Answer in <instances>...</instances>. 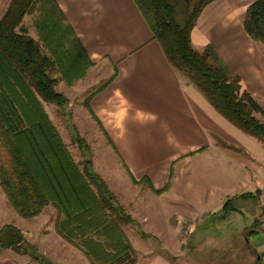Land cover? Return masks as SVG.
<instances>
[{"label": "trees", "instance_id": "16d2710c", "mask_svg": "<svg viewBox=\"0 0 264 264\" xmlns=\"http://www.w3.org/2000/svg\"><path fill=\"white\" fill-rule=\"evenodd\" d=\"M212 1L135 0L175 68L224 117L264 143V120L257 115H264V105L243 86L214 44L202 49L192 44L197 20ZM27 14L33 15L39 38L24 25ZM243 26L254 40L264 42V0L248 4ZM94 63L57 0H10L0 17V186L23 216L53 204L58 210L57 231L94 264H133L135 247L124 225L135 223V218L95 170L92 157L76 159L45 106H66L69 97L57 88L60 79L72 84ZM85 105L106 133L88 99ZM74 141L81 149L89 147L78 131ZM218 141L242 149L221 137ZM131 177L136 183L147 182L157 193L170 186L156 188L148 176ZM233 198L229 196L221 209L236 210ZM16 233L20 230L15 225L5 224L0 244L16 246Z\"/></svg>", "mask_w": 264, "mask_h": 264}, {"label": "crops", "instance_id": "0c3cea01", "mask_svg": "<svg viewBox=\"0 0 264 264\" xmlns=\"http://www.w3.org/2000/svg\"><path fill=\"white\" fill-rule=\"evenodd\" d=\"M57 1L95 62L88 80L81 79L68 85L71 93H66L68 104L88 108L85 105L88 99L111 140L110 152L116 147L131 174L137 179L148 176L156 188L172 184L177 162L215 165L218 159L221 160L219 155L224 154L226 161L232 162L235 175L220 180V175L196 171L203 179V183L196 186L199 202L210 204L219 200L211 195L219 196L220 188H226V193L229 190L234 193L229 195L234 197L233 202L241 200V206L234 203L236 210L244 209L253 218H258L252 201L259 198L255 197L258 188L263 189L264 197L263 141L230 122L175 68L135 0ZM251 1L210 2L192 31L193 45L202 48L213 43L210 40L212 29L225 17L223 11L227 8L235 10L236 4L247 5ZM9 2L0 0V17ZM217 11L221 14L212 18ZM245 33L249 37L247 31ZM219 47V54L231 70L234 69L238 65L237 59L228 54L226 48ZM259 102L264 104L260 99ZM219 137L242 149L233 150L220 144ZM204 171H210V168ZM248 191L255 195H240ZM223 203L213 211L222 208ZM250 230L251 233L257 231L254 227ZM85 260L91 263L88 258ZM0 264L38 263L0 256Z\"/></svg>", "mask_w": 264, "mask_h": 264}, {"label": "rangeland", "instance_id": "374dc122", "mask_svg": "<svg viewBox=\"0 0 264 264\" xmlns=\"http://www.w3.org/2000/svg\"><path fill=\"white\" fill-rule=\"evenodd\" d=\"M247 6L248 4L240 2L236 4L235 10L225 9V17L212 29L213 34L209 39L218 53L221 46L226 48L228 54L234 55L238 65L231 71L241 76L243 86L258 100L264 101V42L254 40L245 33L242 21ZM220 14L217 11L212 18ZM33 18V15L28 14L23 22L24 25H29L30 34L38 37L32 24ZM195 39L198 40L197 37ZM91 67L78 80H88ZM56 75H59L58 72ZM68 85L71 84L60 79L57 88H65L64 92L70 95ZM45 106L76 159L82 160L85 154L92 157L95 170L104 177L108 186L135 218V223L124 225L135 247L136 262L133 264H264L263 189L255 191L259 198L252 201L253 211H256L259 219L253 218L244 209L226 212L220 208L213 211L229 195L234 194L232 190L226 193V188H220L219 196L211 195L219 200L210 204L199 202L196 186L202 184L203 179L197 172L220 175V180L227 178V175H235L231 168L232 162H227L224 154L219 155L221 160L218 159L215 165L195 161L177 162L169 189L157 193L147 182L133 181L131 172L123 164L116 147L115 151L110 152L111 140L103 132L89 107L67 104L60 107V110L56 104L48 102H45ZM257 115L264 120V115ZM77 131L84 136L89 147L81 149L75 143L74 135ZM208 167L210 171H204ZM236 191L237 189L234 192ZM240 202V199H236L233 203L241 206ZM57 218L58 210L53 204L46 205L32 216L21 215L0 186V228L5 224H13L22 236L16 233V240L20 242L16 246L0 244V256L34 260L38 264H94L81 247L57 231ZM251 227L257 231L251 233ZM87 258L91 263L85 260Z\"/></svg>", "mask_w": 264, "mask_h": 264}]
</instances>
